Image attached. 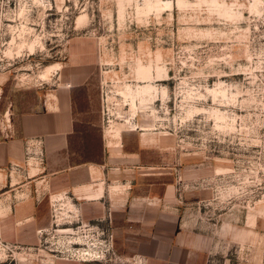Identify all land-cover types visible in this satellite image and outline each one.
<instances>
[{
	"label": "rangeland",
	"instance_id": "obj_1",
	"mask_svg": "<svg viewBox=\"0 0 264 264\" xmlns=\"http://www.w3.org/2000/svg\"><path fill=\"white\" fill-rule=\"evenodd\" d=\"M84 69L75 116L92 148L82 152L97 155L105 137L140 145L153 166L143 171L172 175L196 228L264 227V0H0V138ZM67 209L34 247L0 237V264L46 253L142 264Z\"/></svg>",
	"mask_w": 264,
	"mask_h": 264
},
{
	"label": "crops",
	"instance_id": "obj_2",
	"mask_svg": "<svg viewBox=\"0 0 264 264\" xmlns=\"http://www.w3.org/2000/svg\"><path fill=\"white\" fill-rule=\"evenodd\" d=\"M86 70L70 71L38 109L18 114L13 135L0 138V237L34 247L65 204L83 224L96 221L109 230L119 253L142 264H264V227L245 220L223 221L214 231L196 228L176 203L172 175L143 171L153 166L142 146L104 135L107 147L103 142L97 155L86 154L92 145L74 106ZM19 264L84 263L46 253L26 254Z\"/></svg>",
	"mask_w": 264,
	"mask_h": 264
},
{
	"label": "bare ground",
	"instance_id": "obj_3",
	"mask_svg": "<svg viewBox=\"0 0 264 264\" xmlns=\"http://www.w3.org/2000/svg\"><path fill=\"white\" fill-rule=\"evenodd\" d=\"M111 132V131H110ZM109 144H110V142H109Z\"/></svg>",
	"mask_w": 264,
	"mask_h": 264
}]
</instances>
